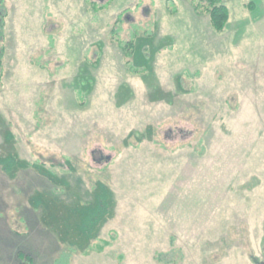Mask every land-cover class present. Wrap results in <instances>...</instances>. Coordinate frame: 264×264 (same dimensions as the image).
I'll return each instance as SVG.
<instances>
[{"label": "rangeland", "instance_id": "1", "mask_svg": "<svg viewBox=\"0 0 264 264\" xmlns=\"http://www.w3.org/2000/svg\"><path fill=\"white\" fill-rule=\"evenodd\" d=\"M94 1L6 0L0 264H264V0Z\"/></svg>", "mask_w": 264, "mask_h": 264}, {"label": "trees", "instance_id": "2", "mask_svg": "<svg viewBox=\"0 0 264 264\" xmlns=\"http://www.w3.org/2000/svg\"><path fill=\"white\" fill-rule=\"evenodd\" d=\"M191 4L194 6V9L199 14H206L209 16L210 23L212 28L217 33H224L229 21H230V9L225 3V0H191ZM90 5L97 11L105 9L103 4H99L94 0H90ZM255 5L254 3L249 4V6ZM8 9L6 6V0H0V86L2 84V77H3V70L5 64V56L7 52V21L6 17L8 16ZM125 13H122L118 19V23L124 22ZM113 39L115 38L116 44L120 47V49L124 53L125 64L130 71V73L138 74H147L146 69L137 67L134 62V54L136 51V38L131 37L129 41H125L119 35V29L113 28ZM83 103V102H82ZM201 138V137H200ZM162 148L167 149L166 143L164 138L158 141V143ZM42 164V163H41ZM51 177H44L52 186L55 188L56 192L62 191L60 187H58L51 179ZM102 242V243H101ZM101 242L94 243L88 247V249L84 252L85 254L89 255L93 251L103 252L111 242L105 239H101ZM157 260L160 259V254L156 255ZM18 259L20 264H28V260L32 261L33 255L30 252L20 251L18 254Z\"/></svg>", "mask_w": 264, "mask_h": 264}]
</instances>
